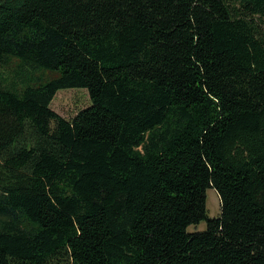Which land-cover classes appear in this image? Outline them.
Instances as JSON below:
<instances>
[{
  "label": "trees",
  "instance_id": "trees-1",
  "mask_svg": "<svg viewBox=\"0 0 264 264\" xmlns=\"http://www.w3.org/2000/svg\"><path fill=\"white\" fill-rule=\"evenodd\" d=\"M13 63L0 264H264V0H0Z\"/></svg>",
  "mask_w": 264,
  "mask_h": 264
},
{
  "label": "rangeland",
  "instance_id": "rangeland-1",
  "mask_svg": "<svg viewBox=\"0 0 264 264\" xmlns=\"http://www.w3.org/2000/svg\"><path fill=\"white\" fill-rule=\"evenodd\" d=\"M14 67V63L11 68L0 70L3 77L9 78L11 70ZM39 74V73H38ZM43 77L50 78V73L47 71L40 72ZM90 105L89 96L84 89H63L57 91L53 100L50 103V109L56 114L64 118L65 120H71L76 113L88 107ZM206 214L209 218H216L220 214V205L216 192L213 189L206 191ZM206 229L205 221L200 222L197 225H191L187 228V232H201Z\"/></svg>",
  "mask_w": 264,
  "mask_h": 264
}]
</instances>
